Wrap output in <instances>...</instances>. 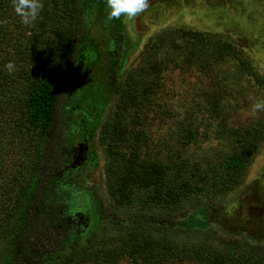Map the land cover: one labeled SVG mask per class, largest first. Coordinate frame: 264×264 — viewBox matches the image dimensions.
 <instances>
[{
  "label": "trees",
  "instance_id": "16d2710c",
  "mask_svg": "<svg viewBox=\"0 0 264 264\" xmlns=\"http://www.w3.org/2000/svg\"><path fill=\"white\" fill-rule=\"evenodd\" d=\"M9 9L12 0H0V15ZM43 9L49 14L40 23V34L54 37V43L48 49L25 44L22 54L32 60L31 70L10 74L3 65L10 61L8 54L0 61V264H264L262 244L220 246L200 240L209 236L216 214L204 193L223 195L244 176L264 139V111L261 121L233 133L229 151L219 164L207 166L208 178L200 185L193 182L192 165L183 163V173L181 164L141 157L123 119L158 106L155 95L170 64L205 73L212 65L230 63L249 92L264 99V76L252 62L219 37L180 28L156 36L126 72L115 91L114 109L100 129L107 193L116 209L107 213L94 189L75 182L86 163L81 160L92 130L72 133L70 125L83 75L82 47L87 41L97 45L110 22L98 13L89 30L82 0H49ZM3 41L5 33L0 32V45ZM8 46L18 53L16 42ZM206 110L219 116L218 103L209 102ZM181 130L184 144L195 142L194 130L184 125ZM13 133L31 140V158L23 181L12 179L18 189L9 196L11 187L3 179L11 171L4 166L7 138ZM136 187L141 195L136 196Z\"/></svg>",
  "mask_w": 264,
  "mask_h": 264
},
{
  "label": "rangeland",
  "instance_id": "374dc122",
  "mask_svg": "<svg viewBox=\"0 0 264 264\" xmlns=\"http://www.w3.org/2000/svg\"><path fill=\"white\" fill-rule=\"evenodd\" d=\"M48 2L43 0L44 7ZM82 3L84 21L90 30L95 25L91 22L96 14L107 15L105 0H82ZM48 14L43 9L38 21L30 26L21 23L13 8L1 14L0 32L5 33V41L0 47L5 50L0 48V61L7 53L17 69L31 70L32 60L22 54L25 44L48 49L54 43V37L40 34V23ZM109 22L108 32L100 33L97 45L87 41L82 47L83 75L77 88L76 118L70 125L72 133L86 128L92 130L81 160L86 163L75 182L94 189L107 213H111L114 204L107 193V157L99 134L114 109L115 91L126 72L139 63L159 33L180 28L234 44L264 76V0H148L147 9L133 21L122 17ZM13 42L19 48L16 55L8 46ZM100 56L104 59L99 65ZM8 61L3 60V65ZM172 65L164 70L155 95L158 106L146 108L138 116L128 113L123 119L141 157L163 165H192L196 176L193 182L200 185L208 178L207 166L219 164L220 157L229 151L228 143L235 139L233 133L262 120L263 111L254 112L252 105L263 97L249 92L245 79L233 73L230 63L212 65V70L205 73H199L194 66L178 70ZM65 101L63 98V106ZM208 101L218 103L219 116L208 114ZM17 117L18 112L11 116V123ZM183 125L195 131V142L184 144L179 137ZM30 141L18 133L8 135L4 167L11 171L5 173L3 181L11 187L9 196H15L18 189L12 179L21 182L25 177L27 161L31 158ZM185 165H182L183 173L187 171ZM134 190L136 196L143 193L137 187ZM204 195L213 202L216 207L213 214H216L212 229L207 232L209 236L201 234L203 238L198 235V239L220 246L240 241L264 245V139L244 176L231 191Z\"/></svg>",
  "mask_w": 264,
  "mask_h": 264
},
{
  "label": "clouds",
  "instance_id": "9594fccd",
  "mask_svg": "<svg viewBox=\"0 0 264 264\" xmlns=\"http://www.w3.org/2000/svg\"><path fill=\"white\" fill-rule=\"evenodd\" d=\"M107 19L125 18L133 21L148 7V0H105ZM43 0H12V8L25 26L34 25L43 10ZM4 68L11 74L17 70L14 61H8ZM254 112L264 111V99L257 100L252 105Z\"/></svg>",
  "mask_w": 264,
  "mask_h": 264
}]
</instances>
